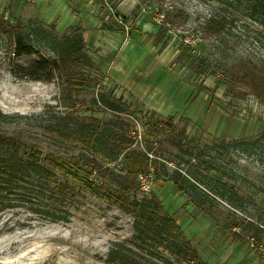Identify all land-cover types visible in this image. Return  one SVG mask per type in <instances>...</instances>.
<instances>
[{
	"label": "rangeland",
	"instance_id": "rangeland-1",
	"mask_svg": "<svg viewBox=\"0 0 264 264\" xmlns=\"http://www.w3.org/2000/svg\"><path fill=\"white\" fill-rule=\"evenodd\" d=\"M219 8L230 16L217 0H0L6 27L19 26L37 49L13 55L0 32V130L63 164L36 185V199L0 212V264H111L116 242L147 264H189V252L192 264H264V143L251 152L215 147L264 131V27L240 18L217 35L205 23ZM74 33L89 62L83 83L67 89L55 75L39 79L31 62L53 58L49 42ZM92 118L101 135L91 143L49 129ZM111 131L158 161L125 190L90 162L124 173L122 154L110 155ZM187 166L195 191L168 175ZM60 182L71 189L58 191ZM151 199L176 222L187 253L133 244L124 205Z\"/></svg>",
	"mask_w": 264,
	"mask_h": 264
},
{
	"label": "trees",
	"instance_id": "trees-1",
	"mask_svg": "<svg viewBox=\"0 0 264 264\" xmlns=\"http://www.w3.org/2000/svg\"><path fill=\"white\" fill-rule=\"evenodd\" d=\"M221 6L230 10V16L224 14V9L219 8L218 12L211 15L205 23L209 30H213L215 34H229L230 31L224 33L223 29L227 25L231 26L236 19H245L261 27H264V0H217ZM21 28L19 26L6 27V22L0 18V32L6 34L10 43L13 45V55L35 54L37 49L33 44H26L21 38ZM232 33V32H231ZM82 37L79 33L67 34L62 38H54L49 42L51 50L54 52L53 58H45L40 56L38 60L31 62L29 68L33 73H37V77L43 80L53 79L52 75L62 83L67 89H73L75 86L83 83V74L80 67L88 65V57L83 52ZM32 75L31 72H29ZM258 90L264 92V83L258 86ZM264 95V93H262ZM100 103L106 104L110 109L119 111L121 106L114 101H110L103 96L98 98ZM0 116H5L0 112ZM171 117L166 119V127L171 129ZM49 129L57 131L72 139L81 142L91 143L98 139L101 135L99 122L96 118H92L90 122L77 121L75 126L69 127L56 126ZM169 131V130H168ZM106 141L111 150V156L114 157L122 154V169L124 173H114L113 170L102 165L95 158L90 159L93 168L103 171L111 177L121 189L133 187L130 176L145 174L149 171L150 166L157 163L155 155L148 154L150 148L146 151L129 149V138L117 131H111L106 137ZM264 143V131L254 138L246 140H236L232 143L216 142L215 147L223 150L228 145L240 151L251 152L259 142ZM183 149L181 144H177ZM250 149V150H249ZM41 152L24 143L19 137L8 134L0 130V212L8 207H15L28 203L34 194L36 199L38 195L34 192L37 184L43 186L57 176L55 166H63L57 156L46 154L41 158ZM188 163L187 160H183ZM46 162V164H44ZM187 172L183 173L181 169L176 168L170 174V178L177 184L179 189L193 190L195 186L189 178V174L193 173L189 166ZM193 179V178H192ZM58 191H67L71 187L63 182L56 186ZM123 202V201H121ZM37 205V204H36ZM125 211L132 218V226L134 229V237L137 239L133 244L137 247L145 243H151L156 247H162L171 254L181 255L187 253V249L183 248L181 242L182 237L176 222L168 215L159 212L161 205L155 200H132L126 203ZM35 208L40 213H48V210ZM139 240V241H138ZM139 242V244L137 243ZM184 253V254H185ZM187 262L192 264L195 262V255L189 252ZM183 257V256H182ZM185 258V257H184ZM106 261L111 264H147L145 260L132 248H126L123 244L116 242L109 250ZM156 264V263H154Z\"/></svg>",
	"mask_w": 264,
	"mask_h": 264
},
{
	"label": "built area",
	"instance_id": "built-area-1",
	"mask_svg": "<svg viewBox=\"0 0 264 264\" xmlns=\"http://www.w3.org/2000/svg\"><path fill=\"white\" fill-rule=\"evenodd\" d=\"M139 177H142L141 174L139 175Z\"/></svg>",
	"mask_w": 264,
	"mask_h": 264
}]
</instances>
